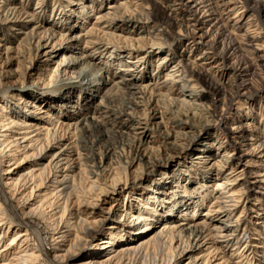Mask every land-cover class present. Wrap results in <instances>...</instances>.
Masks as SVG:
<instances>
[{
	"label": "bare ground",
	"instance_id": "bare-ground-1",
	"mask_svg": "<svg viewBox=\"0 0 264 264\" xmlns=\"http://www.w3.org/2000/svg\"><path fill=\"white\" fill-rule=\"evenodd\" d=\"M31 1L0 0V166L9 163L0 172V201L4 206L0 212L6 214L5 219L0 218V264H43L44 260L49 264H177L198 249L205 253L184 264H226L223 257L217 258L222 244L237 246L246 237L226 233L236 209L242 206V198L248 192L264 189V173H252L248 170L249 163H244L249 155L264 162V147L254 146L252 153L241 154L247 146L255 144L256 128L249 123L233 124L230 128L231 116L228 118L226 114L242 103V98H251V94L262 90L264 84L255 91L250 90L252 61L235 65L216 62L215 56H220L217 46L225 27L224 23L218 25L224 19L221 13L237 11L238 3L247 12L258 13L257 19L262 20L264 0L252 6L248 0H227L222 4L214 0H152L161 6L169 2L172 13H166L167 5L162 12H155L139 0H128L120 4L118 11L99 10L92 26L87 31L79 29L66 45L67 31L81 28L86 14L100 3L84 6L83 13L73 17L66 14L68 6L63 0H56L52 8L46 4L47 0H35L34 6ZM78 1L81 2L71 0V3ZM241 17L242 12L238 23H242ZM72 20L77 23L70 24ZM210 22L212 27L207 28ZM130 25H134L135 32L147 31L152 46L165 47L175 41L183 46L163 52V58L172 51L181 56L164 78L161 76L166 69L163 65V72L146 82V75L139 68L146 66L151 57L134 58L131 52L127 55L118 52L113 57L110 53L108 59L112 56L120 67L114 71L105 67L92 80L90 77L97 73L96 69H102L95 64L90 70L93 74H84L81 78L72 76V80L62 82L58 90L77 92V100L63 102L57 111L45 109L47 104L42 102L43 99L56 102V98L38 91L42 90L41 86L37 90L24 89L28 85L25 80L16 79L18 72L8 83L5 81V76L10 74L7 71L10 62L22 58L28 69L34 70L42 62L47 67L65 50L69 51L58 63V69L60 73L61 70L70 73L75 61L80 59L68 57L74 52L73 39L82 40L99 54L109 48L127 46L137 51L136 48L143 47L142 43L137 40L131 44V38L120 33ZM148 28L154 29V33ZM214 29L216 35L207 40ZM247 34L246 50L264 52V36ZM202 46L205 48L197 62L185 54L186 48L198 51ZM233 48L232 44L230 50L235 51ZM81 54L82 70L93 58ZM259 60L264 61V56H259ZM210 64L213 65L207 68ZM215 67L217 76L208 77V69ZM228 74L233 77L229 89L222 82ZM178 82L190 88L194 101L185 99L184 92L175 89ZM221 92L229 94L220 99ZM206 93L212 96L213 108L195 103ZM221 101H224L222 106L218 105ZM69 108L70 117L78 110L79 121L61 120V117L67 120L63 112ZM42 114L51 121L44 122ZM151 126L155 127L153 133H150ZM239 137H244L241 142H232ZM119 139L133 147L131 154H123ZM3 177H7L5 185ZM148 178H155L154 183L146 185ZM212 179L216 180L215 194L204 183ZM238 185H244L245 190L234 192ZM123 189L125 197L141 200L121 204L129 219H139L138 226L122 224L111 216L114 202L104 210L108 203L106 196L121 193ZM208 194L212 199L203 214L205 217L188 226L192 218L201 214ZM162 208L170 210H165V221L156 228L152 223L159 221ZM143 209L146 211L142 212ZM221 214L226 217L220 220L223 225L211 227L208 220L212 215ZM242 216L234 220L237 227ZM35 217L52 230L51 247L42 244L40 231L34 225ZM95 223V230L90 229ZM106 226L109 227L105 237L92 245L98 232ZM8 235L11 238L5 242ZM191 238L205 239L207 243L198 248V243L194 246ZM32 241H37L32 243L35 247L26 250Z\"/></svg>",
	"mask_w": 264,
	"mask_h": 264
},
{
	"label": "rangeland",
	"instance_id": "rangeland-1",
	"mask_svg": "<svg viewBox=\"0 0 264 264\" xmlns=\"http://www.w3.org/2000/svg\"><path fill=\"white\" fill-rule=\"evenodd\" d=\"M55 1L56 0H47L46 4L50 8H52ZM82 1L85 4L81 3ZM225 1H227V0H214V2L218 3V4H222ZM81 2L79 3V1H78V2H76L77 4H73V3H71V0H63V4L68 6L65 8L66 14H69V15L72 14L73 17H75V16L78 17L79 12L83 13V8H85L84 6L89 7L91 4H93V6H95L97 3L98 4L100 3L99 6L100 5H102V6H100V7L98 6L95 8L94 11H92V12L89 11L90 13L88 12V14H86V17L84 20L85 23L83 24L84 26L82 25L81 28H73V29H70L67 31L68 35H67V39L64 40V45L69 44V42H71L70 37L75 32H77L79 29L81 31H87L92 26V23L95 21V19H93V17H95L96 13L99 10L102 9V10H104V12L109 11L111 13L114 11H118L119 9H117V8L119 6H121L120 4H123L125 2L127 3L128 0H93V1L92 0H81ZM248 2H249L248 4L250 6H252L255 3H257V4L262 3V0H248ZM35 3H36L35 0L31 1L32 6H34ZM139 3L143 4V6L144 5L150 6L152 8V10L155 12H162L164 10V6L167 5L166 7H168V8L166 9V13H172V11H170L172 6L168 5L169 2L164 3V5H162V6L159 3L152 1V0H139ZM242 6H243V4L238 3L237 7H236L238 9L237 11H234V12L225 11L226 13H224V12L221 13L222 14L221 16H224L223 17L224 19L221 20V22L219 23L218 26H220L221 24L224 23L225 27H224V31H223L224 34H222V36L219 39L220 42L217 46V54H220V56H225V57H224V59H222L220 56L216 55L215 58L217 59L216 62H223L224 61L228 65H235V64H238L240 62H241L240 64H242V63L246 62L247 60L252 61V67L250 69L252 85H251L250 90L255 91L256 90L255 88H258L259 86H262V84H264V61L259 60V56H264V52H257L256 53L254 51V49L252 51L246 50L247 46L245 45L246 44L245 38H247V35H249L247 33H250V35H253V34L258 35L259 37L264 36V18L262 20L257 19V17H259V16L256 14H258V13H253L254 14L253 15L251 11L247 12L246 9L243 8ZM67 8H68V10H67ZM56 10L58 11V8H56ZM58 12H61V10L59 9ZM227 12H228V14H227ZM236 12L238 15H236ZM241 12H242V17H241L240 22H242V23H238L239 15ZM253 20L254 21L257 20V21L254 22ZM57 21H59V20H57ZM76 23H77L76 21H73V20L70 21V24H72V25L73 24L75 25ZM211 24H212L211 22L209 24H207V28H211L212 27ZM241 24H242V26H241ZM248 25H250V26H248ZM79 26H81V25H79ZM101 26H104V24H102ZM132 26H134V25H130V26H128V28L126 27L127 31L120 32V33H121V36L131 38V41H130L131 44L137 43V40H138V42L142 43L141 45H143V47L142 48L141 47L136 48L137 51L130 50L129 46L126 45L127 48H122V49L109 48L110 50L105 51L104 54H99V53H97L98 51H96V52L93 51V48L91 46H88V44L85 45L82 40L73 39L71 46H72V50H74V52H71V54H68V57L70 58V56H72V57H77L80 59L75 61L76 62L75 67L70 71V73L63 72V70H61V73H60L59 72L60 70L58 69L59 68L58 63L60 62L62 57H64L63 55L67 54V51H69V50H65V51H63L64 53H60L59 55L55 56V58H53V61L47 67L43 66L44 62H42L41 66L37 67L34 70L28 69L27 63L22 58L16 59L14 61V63L10 62L11 64L9 63L8 69H7V71L10 72V74H7V75L5 74L6 75L5 81H6V83H8L11 76H13V74H15V72H18V73H16V75H17L16 79L17 80L23 79L26 81V83L28 85V87H26V88L24 87V89H35V90H37V88H39L41 86L42 90H38V91H41L42 93H46V94H52L53 97L56 98L55 99L56 102L50 103L49 99H46V100L43 99L42 102L44 104L45 103L47 104L45 106V109H49L51 111H53V109H55L57 111L58 107H60L59 105H61L63 102H67V101L76 102V100H77V98H76L77 92L73 93L72 91H70V90L67 91V89L65 90L64 88H62L60 91L58 90V88L60 87L62 82L66 81L69 78H71V80H72V76H73V78H75V77L81 78L84 76V74H90V75L93 74V72H90V70L93 67L95 68V64H98L100 67H102V69H96L97 73H94V76L90 77V78H92V80L93 79L95 80V75L98 76L100 71H103L105 69V67L109 71H114L117 67H120V65H119L120 63L117 60L115 61V59L112 58V56L114 57L116 55V53H118V52H121L124 55H127L129 52H131V53H133L134 58L136 56H140V57L143 56L144 60L151 57L149 63L146 66H142L139 68L141 73L146 75V78H145L146 82L149 80V78H154V76H156L157 73H160L161 70L163 72V65L165 66L166 69H164V72L162 73L161 76H162V78H164L167 71L170 70L173 67V65H175V64L177 65V62H176L177 58H179L181 56L180 55L179 56L174 55L175 53H174V51H172V53L165 55L166 58H163L164 57L163 52H166L167 50L169 51L170 49H172L175 46H176V49H178L179 47H183V46L179 45V43L177 41L170 43V44L166 45L165 47L152 46L149 42V35H147V33H146L147 31L146 32L140 31L142 33L135 32L136 28H134ZM239 26H241V27L239 28ZM56 27L58 28V26H56ZM150 29L151 28H148L147 30H150ZM175 29L176 30H174V33L177 32V28H175ZM167 30L170 31V29H167ZM107 31H110V30H107ZM151 31H152L151 33H154V29H151ZM128 32H130V33H128ZM99 33L100 32H98V34ZM116 33L118 34L117 31H116ZM215 35H216V32L214 29V31L207 38V40L213 38ZM230 35H231V37H230ZM235 40L236 41L238 40L239 42L238 41L236 42ZM240 41L242 43H240ZM232 44L234 45L233 49H235V51L232 50L233 52L230 50V47H232ZM202 48H205V46H202L201 49L198 51H194L193 49L186 48L185 54L187 55V57L191 61L193 60V61L197 62V57L200 56L203 52ZM243 48H245V49H243ZM81 53H83L84 55L88 54L93 58V60L90 61V64L84 66L82 70H81V63L83 62V56ZM110 53L112 54V56L110 57V59H108V57L110 56L109 55ZM134 53H136V54L134 55ZM248 57L252 58V59H249ZM162 59H164V61H162ZM132 60L133 59H131V61ZM130 64H128V65H130ZM211 65H213V64H210V66L208 65L207 68L211 67ZM214 65H217V64H214ZM44 69H47V70H44ZM208 70H209V72H206V75L209 74L208 77H211V76L215 77V75L217 76V74H215L216 67L212 68V69L210 68ZM38 73H41V74H38ZM230 74H232V73H230ZM229 76L230 75L228 74L222 78V80H223L222 82L224 83V85L228 89L231 88L229 84H232V81H233V77H229ZM16 79H11V80H16ZM168 85L170 86V84H168ZM174 87L176 90H177V88H179L182 92H184V95H186V96H184V97H186L185 99H188L189 101H192V100L194 101L195 98L192 99L193 93L190 91V88L187 85H185L182 82H178V84ZM262 88H263L262 90L254 92L253 94H251V98H248V99L242 98V103L236 104L235 105L236 109L235 108L231 109L228 112V114H226V116H228V118H229V116H231V118H233V119H231V118L228 119V121L230 122L228 124L230 128L232 126H234L233 124L249 123V126L256 128V130L258 132V133H256L258 135L257 140L254 141L255 144L247 146L245 151L242 152L241 154L252 153L254 146H258V147L262 146V148L264 147V85ZM228 94H227V92L226 93L223 92L222 95L220 96V99H224L225 96L226 97L228 96ZM62 97L63 98L65 97V99H64V101L62 100L60 102L59 100ZM68 97H70V99H68ZM80 102L82 103L81 99H79V103ZM200 102L204 103L203 104L204 106L206 104L207 107L213 108L214 101L212 99V96L209 95L208 93H206V96L203 97V99H200V101H197V100L195 101V103H200ZM223 102L224 101L219 102L220 104L218 103V105L222 106ZM77 104H78V102L76 103V105ZM39 105L43 106V104H41V103ZM92 105H93V103H92ZM41 108L43 109L44 107H41ZM60 110H61V108H60ZM70 110H71V108H69L68 111L63 112V113H66L68 116V115H70V113H69ZM72 110L75 111V109H72ZM77 111L78 110H76L75 113L74 112L72 113V114H75V116H73V117L68 116L67 120H65L66 117H61V120L65 121V122H68L70 120L69 121L70 123H75V122L79 121V117H78L79 113ZM58 115L61 116V113ZM60 116H58V117H60ZM42 118L44 119V122L51 121V120H48L47 118H45V114H44V116L42 114ZM236 119L239 122L236 121V123H235ZM46 124L49 125L50 123H46ZM149 129L151 130L150 133H153L154 131H152V130H155V127L153 128L151 126V127H149ZM246 133H244V135ZM241 136H243V135H241ZM243 138L244 137L236 138L235 140H232V142L233 143L241 142L243 140ZM112 142H113V140L111 141V143ZM117 142L119 143V145H121L122 151L124 153L122 151L121 152L124 155L127 156V155L131 154V152H133V149H132L133 147H130L131 145L126 140L122 141V139H119V140H117ZM246 162L249 163L250 167L248 168V170L250 172H252V173L263 172L264 173V167H263L264 162L259 161V159L257 157H255V155L254 156L249 155L246 158V160L244 161V163H246ZM236 164H235V166H236ZM2 167H5V168L9 167V163L7 164L4 162L0 166V172H2ZM245 167H247V166H245ZM6 178L7 177H3V180H2V184H4V185H5V183H7ZM154 179L155 178L146 179V185L153 184ZM215 182H216L215 179H212V181H210V182H207V181L204 182L205 184L207 183L208 186H210V191H214L213 194H215V189H214ZM205 184H204V186H205ZM243 186L244 185H240V186L238 185L233 189V191L234 192L244 191L245 188ZM136 191H138V190H136ZM257 192H260V193H257ZM239 194H241V193H239ZM263 194H264V189H259V191L256 190V192H253V191L248 192L247 196L244 195L242 198L243 199V203L241 204L242 206L239 207L238 209H236L234 219L232 220V223H230L229 228L226 231V233H229V234L232 233L234 235H239V237L244 235L246 237H244L243 241L240 244H238L237 246H235V244H230L229 246L222 244L220 252H219V256L217 258L219 259V258L223 257L224 258L223 261L224 262L226 261L225 262L226 264H264V195ZM135 195H137V194H135ZM103 197L105 198V196L102 194V198ZM164 197H166V196H164ZM238 197H240V196H238ZM211 199H212V196L209 197V194H208V200L206 201L205 205L203 207H201V214L198 215V217L196 216L195 218H192L191 222H189L190 224H188V226L193 225L195 222H198L205 217V215L203 216V214L206 213V211L208 210V206L210 204ZM106 200H108L107 201L108 203H106L104 205V210H107L111 206L112 202H114V207H113L114 211L111 212L110 215L113 216L114 218H116L122 224H125V225L131 224L133 226H138L141 224V222L139 221V219H137V217L134 218L133 221H132V219H129V216L125 215V212L122 211V207H121V204L122 205H126L127 203H130V204L134 203L135 204V201H141V200H136V198L130 197L128 195L125 197V190L124 189L121 191V193L117 194V192H116L115 195L108 194V196H106ZM156 201H158V199H156ZM1 202L2 201H0V205H1L0 211L3 210V208H4V206ZM117 204H119V205L116 206ZM15 205H16V203H15ZM137 205L138 204L136 203V206ZM166 206H169V205H166ZM89 208H93V207L90 205ZM158 209H160V208H158ZM168 209L170 210V208H168ZM168 209L162 208L161 209L162 215L159 216L161 218L159 219V221L152 223V224H155L154 226L156 228H159L160 225L162 224V222L165 221V219H163V217H165V215H167L166 214L167 211H165V210H168ZM145 211H146L145 209L142 210V212H145ZM241 214L243 215L242 217H240L241 218V224H240V226L237 227V222H234V220L237 217H239ZM5 216H6V214L2 215L0 212V218L5 219ZM225 218H223V214L218 215V216L212 215L211 219L208 220V223L211 224V227H214V226L219 225V224L223 225V223L221 224V221ZM35 219H36V221L34 222V225L40 231V240H41L42 244H46L47 247H51L52 230L39 217H35ZM178 219H179V217H178ZM156 220H157V218H156ZM187 221H190V220H187ZM96 225H97L96 223L91 225L90 229L95 230ZM116 225H118V224H116ZM108 227L109 226H106L104 229H102V231L98 232L97 237L95 239H93L94 242L92 243V245L98 244L101 241V239L103 237H105L104 235L106 232V228H108ZM185 229H186V227H185ZM10 238H11V236L8 235L6 237L5 242H7ZM33 238L35 239L36 237H34V235H33ZM191 240H192V238H191ZM222 240H224V239L222 238ZM3 242H4V240L1 242V244H3ZM35 242H37V241L30 242L31 245L28 246L26 250L29 249V251H30L31 248H34L35 245L32 243H35ZM192 243L194 244V246H195V244L198 243V248H201L203 245H205L207 243V240H205V239H194V240H192ZM222 243H224V242H222ZM90 245L88 247H91ZM219 245H221V244H219ZM29 251L27 253H29ZM51 253H53V252L51 251ZM203 253H205V252H203L202 249H198L196 251H193L192 253L187 254L184 258H182L180 261H178L177 264H184L185 262L190 261L191 258L196 257L197 255H202ZM3 259L4 258H2V260ZM220 261L223 262L222 260H220ZM43 264H49V263L44 260ZM194 264H197V263H194Z\"/></svg>",
	"mask_w": 264,
	"mask_h": 264
}]
</instances>
